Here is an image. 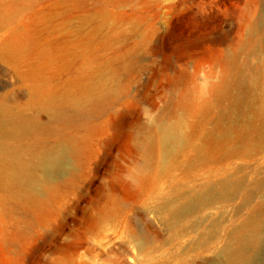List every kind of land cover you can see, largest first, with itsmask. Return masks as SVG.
Returning <instances> with one entry per match:
<instances>
[{
	"label": "rangeland",
	"instance_id": "obj_1",
	"mask_svg": "<svg viewBox=\"0 0 264 264\" xmlns=\"http://www.w3.org/2000/svg\"><path fill=\"white\" fill-rule=\"evenodd\" d=\"M263 4L0 0V106L35 123L28 133L0 138L14 149H0V264H114L120 243L96 221L101 209L115 205L116 221L135 229L159 221L147 203V174L141 185L132 178L141 163L135 144L161 117L179 118V101L202 91L205 74L228 67L225 56ZM62 138L79 141L74 172L57 176L40 206L21 200L19 188L9 185L12 167ZM192 171L190 180L197 181L198 167ZM236 175L254 199L253 178L264 181V160L240 162ZM252 205L233 197L190 216L209 225L208 251L199 233L174 238L155 225L161 259L223 264L219 250ZM106 236L116 244L108 251L99 244ZM253 263L264 264V237Z\"/></svg>",
	"mask_w": 264,
	"mask_h": 264
},
{
	"label": "bare ground",
	"instance_id": "obj_2",
	"mask_svg": "<svg viewBox=\"0 0 264 264\" xmlns=\"http://www.w3.org/2000/svg\"><path fill=\"white\" fill-rule=\"evenodd\" d=\"M262 7L258 19L248 18L234 50L225 56L228 67L205 74L202 91H193L179 101L175 110L179 118L161 117L157 128L136 142L141 163L132 178L141 185L147 174V203L159 221H145V229H135L128 221H116L119 209L115 205L101 209L96 221H101L104 229L111 228L106 233L110 231L109 236L120 243V257L114 264H167L156 244L158 224L174 238L179 232L185 237L199 233L200 246L208 251L209 225L206 221H191L190 216L207 204L222 205L240 196L253 205L246 218L233 226L219 256L223 264H254L264 237V181L253 178L252 199L236 174L240 162L264 160V4ZM34 125V121L20 114L11 116L0 106V138L28 133ZM3 148L14 152L8 143L0 145ZM78 149V139L62 138L33 160H18L12 167L9 185L19 188L21 200L40 206L56 177L74 172ZM196 166L199 175L193 181L190 179ZM177 170L184 171L185 177H178ZM217 232L220 236L223 229ZM107 237L99 243L103 250L116 246ZM188 260L183 264H190Z\"/></svg>",
	"mask_w": 264,
	"mask_h": 264
}]
</instances>
